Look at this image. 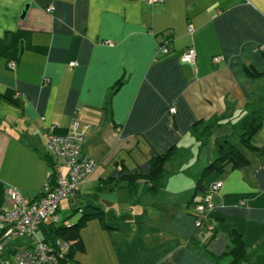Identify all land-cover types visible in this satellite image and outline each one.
Wrapping results in <instances>:
<instances>
[{"label": "crops", "instance_id": "0c3cea01", "mask_svg": "<svg viewBox=\"0 0 264 264\" xmlns=\"http://www.w3.org/2000/svg\"><path fill=\"white\" fill-rule=\"evenodd\" d=\"M8 33L19 34L6 47ZM188 48L195 67L181 61ZM250 67L263 76L252 78ZM259 109L264 0H0V210L11 207L9 189L29 199L42 193L51 127L91 125L83 152L98 168L78 208L107 211L85 197V185L112 201L108 228L94 219L83 229L79 264H230L234 233L245 242L241 264H264V155L247 151L250 165L209 177L206 186L220 180L223 188L204 226L194 215L197 177L216 159V139L239 144L234 126ZM201 121L221 123L204 145L194 132ZM253 141L264 149V121ZM174 146L157 192L100 191L117 161L133 169Z\"/></svg>", "mask_w": 264, "mask_h": 264}, {"label": "built area", "instance_id": "2783aa9c", "mask_svg": "<svg viewBox=\"0 0 264 264\" xmlns=\"http://www.w3.org/2000/svg\"><path fill=\"white\" fill-rule=\"evenodd\" d=\"M47 11L52 13L54 8L50 7ZM189 32H194L192 26H189ZM168 44L167 41L159 46L161 56L170 52ZM213 60L220 63L223 57L217 56ZM181 61L195 67V49L188 48ZM75 65L72 63V66ZM9 66L16 68L14 62ZM169 111L175 114L176 108L171 107ZM90 130L91 125L81 126L78 121H74L63 135H56L55 127H51L46 134L45 152L51 158L52 166L41 195L29 199L15 189L7 191L6 197L11 207L0 210V264H78L67 258L71 243L58 240L54 247L44 243L38 232L42 226L69 225L60 216L61 201L78 194L98 168L97 162L83 152ZM222 188V181L212 183L202 201L195 205L197 228L205 225L207 213L215 208L213 197Z\"/></svg>", "mask_w": 264, "mask_h": 264}, {"label": "trees", "instance_id": "16d2710c", "mask_svg": "<svg viewBox=\"0 0 264 264\" xmlns=\"http://www.w3.org/2000/svg\"><path fill=\"white\" fill-rule=\"evenodd\" d=\"M18 34H7L6 37L8 42L6 47H9L10 42H12ZM167 41L169 42L168 38L163 43ZM11 62L16 64L15 69L10 68L9 64ZM17 64V59H10L8 61V68L14 71L17 69ZM248 73L252 78L256 79L263 76V74L256 72L252 67L248 69ZM116 90L117 88H114V91ZM263 121L264 111L261 109L255 110L234 126L236 133H239L240 135L239 144L234 143V136L216 139L215 152L217 157L197 177L195 193L202 195V198L198 203L202 201L203 197L208 192L209 186H206L205 183L209 177L215 174L224 175L229 169H241L251 164L250 159L241 149H244L251 154L264 155V149L256 146L253 141L255 135L261 129ZM220 125L221 123L218 122L204 123L201 121L195 124L194 132L200 136L202 144L204 145L210 137L212 130ZM67 131L68 129L55 128L54 133L56 135H63L66 134ZM177 153L178 149L175 146L164 153H155L154 151H151L148 159L133 169H129L123 161H117L113 171L102 181V185L99 187L100 191L104 190L105 187L122 188L123 184H125V187L130 190L131 193L139 192L143 185L146 186V191L149 193H155L161 187V182L166 174V165L176 156ZM45 159L48 162V169H50L52 166V160L47 154L45 155ZM86 209H92L95 212L92 214L82 212L81 218L73 225L69 222V216L63 219V222H68L69 225L62 223L42 226L38 232L44 243L54 247H56L55 245L58 240L71 243L67 252V258L75 263H78L75 260L76 255L85 250L81 236L83 229L94 219L100 220L105 226L107 222V211L96 206H89ZM78 210L80 211L82 208H77L75 211ZM106 228L108 227L106 226ZM226 254L233 258L230 264L242 263L245 257V242L240 234L234 233V248L228 250Z\"/></svg>", "mask_w": 264, "mask_h": 264}, {"label": "rangeland", "instance_id": "374dc122", "mask_svg": "<svg viewBox=\"0 0 264 264\" xmlns=\"http://www.w3.org/2000/svg\"><path fill=\"white\" fill-rule=\"evenodd\" d=\"M243 151V153L245 155H249V153L244 150V149H241ZM92 184L90 185H85L83 186V194L86 195L85 197H87V199H91L92 201H96L99 205H102L103 208H105L107 211H108V200L112 201L110 199V196L108 192H104V193H101V194H97L96 192L94 193L93 190H91L92 188ZM115 195H113L114 197H117L118 196V193L117 192H114ZM80 193L76 194L75 196L71 197V198H66V199H63L61 201V206H60V216L64 219L66 217H69V222L70 224H75L78 222V220L81 218L82 216V210H78V211H75L78 207L80 206H84V204H81V203H85L84 201V196L79 198V195ZM98 195V196H96ZM114 197H112L113 199H115ZM74 200L75 201V204L73 206L70 205V200ZM86 204V203H85ZM77 205V206H76ZM14 257H12V260L14 261Z\"/></svg>", "mask_w": 264, "mask_h": 264}]
</instances>
